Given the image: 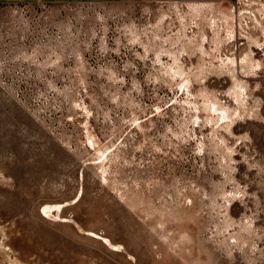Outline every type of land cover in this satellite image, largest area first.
Here are the masks:
<instances>
[{"label":"rangeland","instance_id":"rangeland-1","mask_svg":"<svg viewBox=\"0 0 264 264\" xmlns=\"http://www.w3.org/2000/svg\"><path fill=\"white\" fill-rule=\"evenodd\" d=\"M0 245L264 264V0L0 5Z\"/></svg>","mask_w":264,"mask_h":264},{"label":"crops","instance_id":"crops-1","mask_svg":"<svg viewBox=\"0 0 264 264\" xmlns=\"http://www.w3.org/2000/svg\"><path fill=\"white\" fill-rule=\"evenodd\" d=\"M66 1H89V2H106L115 0H0V5L2 4H29L36 2L43 3H56V2H66Z\"/></svg>","mask_w":264,"mask_h":264},{"label":"bare ground","instance_id":"bare-ground-1","mask_svg":"<svg viewBox=\"0 0 264 264\" xmlns=\"http://www.w3.org/2000/svg\"><path fill=\"white\" fill-rule=\"evenodd\" d=\"M66 204H68V203H66ZM66 204H62V203H57V204H53V205H45L44 207H43V211L44 212H49V211H55V210H60V211H62L63 210V208L65 207V205ZM44 214V213H43ZM45 215V214H44ZM47 215V214H46ZM90 233V232H89ZM91 235H94L95 237H98V238H100V239H102L103 241H105V242H107V243H110V241L107 239V238H105V237H102V236H100V235H96V234H94V233H90ZM2 244V243H1ZM1 246V245H0ZM120 246V245H119ZM2 247H4V246H2ZM1 249V248H0ZM115 249H117V246H115ZM6 251V250H5Z\"/></svg>","mask_w":264,"mask_h":264}]
</instances>
